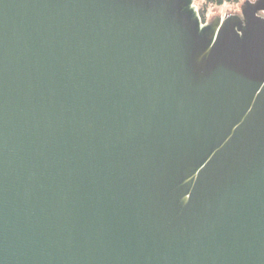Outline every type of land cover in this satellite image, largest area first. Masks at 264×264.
<instances>
[{"label":"water","instance_id":"95a60500","mask_svg":"<svg viewBox=\"0 0 264 264\" xmlns=\"http://www.w3.org/2000/svg\"><path fill=\"white\" fill-rule=\"evenodd\" d=\"M0 0V264H264V0Z\"/></svg>","mask_w":264,"mask_h":264},{"label":"rangeland","instance_id":"374dc122","mask_svg":"<svg viewBox=\"0 0 264 264\" xmlns=\"http://www.w3.org/2000/svg\"><path fill=\"white\" fill-rule=\"evenodd\" d=\"M245 1L246 0H244L242 3H237L236 5L225 3L224 5L213 7V9H210L208 11L209 12V14H208L209 20L212 21L214 19V17L216 16V14H217V16L221 17L222 19H225V17L232 15V14H241V11H242L241 8H242V5ZM201 2H202V0H195V2H194L195 8Z\"/></svg>","mask_w":264,"mask_h":264},{"label":"trees","instance_id":"16d2710c","mask_svg":"<svg viewBox=\"0 0 264 264\" xmlns=\"http://www.w3.org/2000/svg\"><path fill=\"white\" fill-rule=\"evenodd\" d=\"M244 0H202L199 5L196 6L197 12H199L202 23H208L209 10L213 9V7L224 5L225 3L229 4H237L242 3Z\"/></svg>","mask_w":264,"mask_h":264},{"label":"built area","instance_id":"2783aa9c","mask_svg":"<svg viewBox=\"0 0 264 264\" xmlns=\"http://www.w3.org/2000/svg\"><path fill=\"white\" fill-rule=\"evenodd\" d=\"M201 23H202V21H201ZM203 24H206V23H203Z\"/></svg>","mask_w":264,"mask_h":264},{"label":"flooded vegetation","instance_id":"af4514ba","mask_svg":"<svg viewBox=\"0 0 264 264\" xmlns=\"http://www.w3.org/2000/svg\"><path fill=\"white\" fill-rule=\"evenodd\" d=\"M209 23V22H208Z\"/></svg>","mask_w":264,"mask_h":264}]
</instances>
